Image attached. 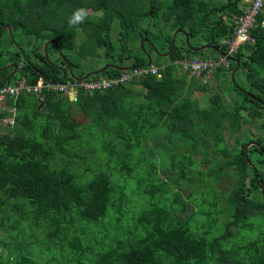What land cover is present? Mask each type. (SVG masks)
<instances>
[{
  "label": "trees",
  "instance_id": "obj_1",
  "mask_svg": "<svg viewBox=\"0 0 264 264\" xmlns=\"http://www.w3.org/2000/svg\"><path fill=\"white\" fill-rule=\"evenodd\" d=\"M91 2L0 0V31L10 24L13 38L8 29L4 35L10 45H20L14 50L0 46V67L23 63L8 82L35 84L40 73L50 80H73L70 75L64 78L53 58L48 61L36 48L50 39L79 77L93 70L81 68L82 58L145 65L146 51L152 57L155 53L152 43L160 52L168 51L177 29L186 30L193 46L205 42L226 50L221 38L233 34L235 16L248 4ZM94 9L105 10V16H96ZM160 17L162 26L156 22ZM114 18L119 26L116 39ZM82 27L88 34L78 45L77 30ZM251 34L256 42L242 45L235 54L241 62L236 83L231 72L237 62L216 72H225L237 96L230 106L221 91L204 107L198 97L192 98V90L207 87L176 70L177 60L200 53L191 50L184 33L177 35L169 61L156 63L161 76L147 75L106 90H80L76 100L54 91L9 98L8 108L0 109V264H264V199L245 155L250 141L260 144L250 147L249 157L264 186V8ZM27 35L35 39L34 47L31 42L24 45ZM144 38L149 39L146 51L141 47ZM11 70H0V84ZM121 72L110 68L105 75ZM98 76L104 75L92 77ZM238 76L245 77L248 87L238 83ZM10 116L12 122L1 131ZM260 119L254 136L248 137L247 131L235 135L244 123ZM226 130L235 137L233 149L219 146ZM215 145V152L225 157L209 156V147ZM197 150L204 154V170L192 155ZM156 151L172 155L169 165L179 173L174 184L195 187L189 198L201 207L202 218L196 212L188 215L189 201L159 175ZM228 173L236 175L233 190L224 195L218 188L200 192V201L196 188L215 187ZM223 214L227 217L221 220Z\"/></svg>",
  "mask_w": 264,
  "mask_h": 264
},
{
  "label": "built area",
  "instance_id": "obj_2",
  "mask_svg": "<svg viewBox=\"0 0 264 264\" xmlns=\"http://www.w3.org/2000/svg\"><path fill=\"white\" fill-rule=\"evenodd\" d=\"M248 2L243 12L235 17L234 32L231 36L222 37L221 44L226 48V56L217 57L190 56L179 59L176 62L181 66L183 72L188 73L191 77L199 79L203 84L209 82L214 74L220 68H228L231 60L228 56H235L238 49L247 43H255L256 39L252 36L251 31L258 22V17L264 8V0H246ZM160 67L156 64H145L140 66H132L129 70H123L119 75L115 76H98L87 79H67L50 80L46 76L40 75L35 84L7 82L5 85L0 84V109L8 108V99L16 98L20 93H34L41 95L44 91H54L60 94H68L70 99L76 100L80 90L96 91L106 90L116 87L121 83L127 84L133 79L144 77L147 75L161 76ZM68 77V76H67ZM66 77V78H67ZM15 109L10 112L14 113ZM6 120L7 122H12ZM9 117V118H10Z\"/></svg>",
  "mask_w": 264,
  "mask_h": 264
},
{
  "label": "rangeland",
  "instance_id": "obj_3",
  "mask_svg": "<svg viewBox=\"0 0 264 264\" xmlns=\"http://www.w3.org/2000/svg\"><path fill=\"white\" fill-rule=\"evenodd\" d=\"M89 2H91V0H89ZM91 3H94V2H91ZM94 10L95 11L93 13L96 16H98V17H101L102 18L106 14L105 10H98V9H94ZM117 21H118V19L117 18H114V20H113V37H114V39L117 38L118 32H119V26H118ZM156 22H157V25L158 26H162V24L163 25L165 24L164 23V20L162 19V17L156 19ZM142 23L145 24L146 21H143ZM20 31H21V29H20ZM176 31L177 30H175V32ZM77 32L78 33H77L76 41L78 42V45H80V44L83 43V40H85L86 37H87L88 28L82 27V28L78 29ZM20 40L23 41L22 39H20ZM28 42H31V45H30L31 47H34L35 46V44H34L35 39L33 38L32 35H29V36L27 35L26 38H25V42H23V43H24L25 46H27V43ZM16 43L17 44L10 45V42H8V40H7V35H4L3 34V37H2V40H1V43H0L1 44L0 46L2 48H6V50L9 49L10 47H12V50H14L16 47L20 46L18 44V42H16ZM47 43H48V41H46L42 45V48L39 47V46H37L36 48L38 50H43V52L45 53V45ZM203 44H206V43L203 42ZM56 50H57V48L54 45V43H50L48 45V53H49V56H51L54 61L55 60L57 61L59 59ZM189 54H190V56H198L199 55V56H203V57H207V58H210L211 55H213V56L216 55V53L213 52L210 48L205 49V50H203L200 53L194 54V53L191 52ZM23 55H24V53H23ZM82 59H83V61L81 63V68H83V69H89V68L98 69L102 65H105L106 63H109L108 62L109 60L106 59V58H104V57H102V59H97L96 58V59H93L92 61H90V59H88V60H86L85 58H82ZM153 61H154V64H156L158 61H160L161 63H167L169 61V58L167 56V57H161V58L158 59L157 55L155 53H153ZM176 70L180 74L185 73V72H183V70L181 69V67L179 65H176ZM223 74L224 73H222V75ZM219 77L222 78L223 76H219ZM219 77H217L216 74H214V76L212 78L213 80L211 82L209 81L206 84V87L207 88H205V91H195V90L193 91L192 90V93H193L192 98L193 97H198L199 100H200V106L201 107H204V106L209 105L210 102H211L210 97L213 94H215L217 91H221V93L223 95V98H224L223 100H224V103H225L226 106H230L237 99V96H235V93H234V91L232 89V86H231V83H230L229 79L227 77H223L222 78V82H221L220 79H219ZM14 81L15 80H13L11 82H14ZM198 81H200V80L198 79ZM232 81H233V79H232ZM233 82L236 83V81H233ZM238 83L244 84V85H246V87H248L247 81H246L245 77H243V76L241 78H239V76H238ZM75 114L77 116L82 117L83 120L86 122L85 114L83 112H81V110L75 108ZM11 119H12V117L8 118L7 120L11 121ZM8 122L6 121V123L3 124V126H2L3 128L1 129V131H4L5 130V126H6V124H8ZM261 124H262L261 119L259 121H256L255 123H252V124H249V123L246 122V123L243 124V126L241 127V129L238 132H236L235 135H237V134L240 135V133H243L244 131H247L246 133H248V135L247 134L246 135L248 137H249V135L250 136H254L253 135V131H256L257 128L259 129L261 127ZM262 133L264 134V131H262ZM234 143H235V137H234V135H231V133L229 132V130H226L225 141H222L219 144V146H225V145H227L229 149H233V148H235L234 145H233ZM146 145L147 146L151 145V142H149V141L146 142ZM213 147L214 146L209 147V150H208L209 151V156H213V154H214V155H216L218 157H221V158L222 157H225V155L223 153L218 154V153L215 152L217 150V148H218V147H216V145H215V148H213ZM192 155H193L194 159L197 161V164L200 167V169L204 170V169L207 168V164L204 161V158H203V155L204 154H203L202 151L197 150L196 152L192 153ZM169 156H172V155H170V154H161L160 155L156 151V155H153V158H155V161L158 162L157 172L159 173L160 176H162L163 178H165L166 180H168L171 184L176 185L175 191H177L179 189V191L181 192V194L183 196L182 198L183 199L185 198V199H187L189 201V207L187 209V214L190 215L191 213L193 214V213L196 212V217H198V218L201 217L202 218V214L199 213V210L201 209V207L198 206L196 204V202H194V199L189 198V195L192 192V189H194L195 187L193 185H189V184H186V183H182L179 187L177 186L178 185L177 182H175V184H174V181L178 177L179 173H178L177 170H174L171 165H169V163H171V160H172ZM164 160L168 161L167 166H163L162 165V161H164ZM194 178L195 179L197 178V175L196 174H194ZM235 181H236V175L235 174H229L228 173V174H225L216 183L215 187L212 186V185H208L205 188H203V187H197L196 190H197L198 193H200V192L201 193H203V192L204 193H212V191H215L218 188V189H221V192L223 193L222 195H224L226 193H230L233 190V188L235 187ZM201 193L199 195L200 201L202 200ZM208 198H210V197H208ZM222 203L225 205V201L224 200H223ZM226 217H227V214H223L221 216V220H223ZM257 231H259V229H257ZM3 235H4L3 232L0 231V238ZM239 241L242 242L241 238L239 239Z\"/></svg>",
  "mask_w": 264,
  "mask_h": 264
},
{
  "label": "water",
  "instance_id": "obj_4",
  "mask_svg": "<svg viewBox=\"0 0 264 264\" xmlns=\"http://www.w3.org/2000/svg\"><path fill=\"white\" fill-rule=\"evenodd\" d=\"M5 29H8L10 35H11L12 38H13L12 26H11L10 24H7V25H4V26L2 27V29H1V31H0V41H1V39H2V36H3V34H4ZM174 32H175V31H174ZM179 32L185 34L186 41H187V45L191 48L192 51H195V52H202L203 50L210 48V49H213V50L217 51L220 55H224V56L227 55L226 52H225L222 48L218 47V46L215 45V44H209V43H206V44H203V45H200V46H193V45L191 44L189 34H188V33L186 32V30H184V29H177V31L173 34V38H172V42H171L170 49H169L168 51H166V52H160V51L156 48L155 44L152 43V46L154 47L155 53H157L158 55H160V56H162V57H167V56H169V55L173 52V50H174V48H175V45H176V38H177V35H178ZM148 41H149V39H147V38H144V39L141 41V47H142L143 51H146V49H145V42H148ZM50 43H54V45H55L56 48L58 49L59 55H60L62 58H64V57H65V56H64V53L59 49L58 44L55 42L54 39H50V40H48V43L45 45V56H46L47 60L50 61V56H49V53H48V45H49ZM16 44H17V43H16ZM18 47H20V46H18ZM24 55H25V53H24ZM146 55H147V58H148V62H147L146 64H148V65L153 64L152 53L146 51ZM228 58H229L231 61H235V62H237V67L232 71V75H231L233 81H236V80H235V75H236V72L238 71V69L240 68V65H241V64H240V63H241V62H240V59L237 58V57H235V56H228ZM27 60H28V59H27ZM50 62H51V61H50ZM51 63L55 65V63H53V62H51ZM22 64H23V63L18 64L17 62H11V63L7 64V65L4 66V67H0V70H8V69L12 68V70H11V71L8 73V75L6 76L5 81H4L1 85H5V84L9 81V78H10L12 75H14V74L18 71L19 67H20ZM56 66H58V67L61 69V71L63 72V77H64V78H66L68 75H70V76H71L72 78H74V79H87V78H90L91 76H95V75H99V74H103V75H105V71L108 70V69H110V68L119 69V70H121V71H123V70H129V69L132 68V66H123V65H116V64H114V63H106V64L103 65L102 67H100V68H98V69H93V70L89 71L88 73H86L84 76L79 77L78 75L75 74V72H74V70H73V67H72L70 64H69L68 66H66V67H62V66H59V65H56ZM40 74H41L42 76H45L43 73H40ZM72 100H73V99H72ZM254 144L260 146V144L257 143L256 141H250V142L247 144V146H246V149H245V155H246L247 161L251 164V166H252V167L254 168V170H255V173H256V174H255V175H256V179H257V182H258V184H259V186H260V188H261L262 195H263V199H264V186H263V184L261 183V181H260V179H259V171H258V169H257V167H256V164H255V163L250 159V157H249V149H250V147H251L252 145H254ZM260 147H261V146H260Z\"/></svg>",
  "mask_w": 264,
  "mask_h": 264
},
{
  "label": "flooded vegetation",
  "instance_id": "obj_5",
  "mask_svg": "<svg viewBox=\"0 0 264 264\" xmlns=\"http://www.w3.org/2000/svg\"><path fill=\"white\" fill-rule=\"evenodd\" d=\"M58 54V53H57ZM65 60V61H64ZM56 65H59V66H62V67H66L68 66L70 63L68 62L67 59L65 58H61V59H58L57 61H54Z\"/></svg>",
  "mask_w": 264,
  "mask_h": 264
},
{
  "label": "crops",
  "instance_id": "obj_6",
  "mask_svg": "<svg viewBox=\"0 0 264 264\" xmlns=\"http://www.w3.org/2000/svg\"><path fill=\"white\" fill-rule=\"evenodd\" d=\"M245 6H246V5H245ZM179 33H180V32H179ZM179 33H178V34H179ZM211 57H214V56L211 55ZM211 57H210V58H211ZM238 70H239V69H238ZM178 73H179V72H178ZM222 73H225V72L216 73V76H217V77H219V76H223V77H224L225 75H224V74L222 75ZM231 75H232V72H231ZM223 77H222V78H223ZM212 78H213V77H212ZM212 78L209 80L210 82L213 80ZM214 78H215V77H214ZM222 78L219 77V79H220L221 82H222ZM214 80H215V79H214Z\"/></svg>",
  "mask_w": 264,
  "mask_h": 264
},
{
  "label": "clouds",
  "instance_id": "obj_7",
  "mask_svg": "<svg viewBox=\"0 0 264 264\" xmlns=\"http://www.w3.org/2000/svg\"><path fill=\"white\" fill-rule=\"evenodd\" d=\"M236 17V16H235ZM154 64V63H153ZM216 74V73H215ZM207 84V83H206Z\"/></svg>",
  "mask_w": 264,
  "mask_h": 264
}]
</instances>
